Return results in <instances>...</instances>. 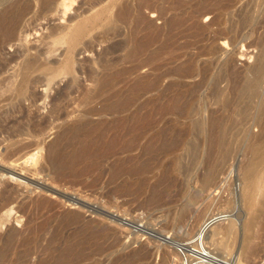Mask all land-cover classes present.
Instances as JSON below:
<instances>
[{
	"label": "bare ground",
	"instance_id": "6f19581e",
	"mask_svg": "<svg viewBox=\"0 0 264 264\" xmlns=\"http://www.w3.org/2000/svg\"><path fill=\"white\" fill-rule=\"evenodd\" d=\"M68 1L69 5L67 0H0V216L5 210L15 209L25 219L20 228L12 225L0 231V262L24 263L33 255L40 264H73L85 256L95 257L96 264L109 259L111 250L119 244L117 230L107 222L91 221L75 209L80 206L78 197H68L72 200L69 205H75L65 208L62 200L46 195L50 190V194L57 191L48 183L28 181L26 189L21 190L2 179L4 174H15L14 165H19L20 171L48 175L47 182L58 185L66 176L86 173L87 169L79 167V163L91 157V146L97 142L122 152L138 150L130 157L135 163H123L126 166L122 171H110V179H122L112 190L114 196L131 192L125 168L138 174L152 171V163H140L138 159L142 149L163 134H172L175 141L182 140L190 163H203V181L215 182L227 172L226 179L233 174L234 163H248L243 194L251 198L258 192L264 194V183L259 178L264 169L256 164L264 163V0H93L98 8L83 23L78 22L71 29L52 27L44 36L53 45L47 53L65 47L58 65L48 59L41 46L32 47L29 52L21 48V41L15 43L29 29L26 17L34 2L43 12L53 11L58 3L68 7L74 0ZM146 10L161 19L162 24L151 20ZM205 16L208 22H203ZM96 28L101 29L96 40L106 41L112 35L121 38L97 53L93 64L83 66L92 87L82 91L80 109L67 113L74 118L57 131L32 168L28 165L35 153L30 152L31 147L42 149L36 138L62 118L64 98H60L72 94L80 84L75 75L82 72L75 65L78 46L83 44L84 50H94L93 42L83 40ZM221 40L233 47L241 42L247 48L253 47V61L239 65L226 49L221 53ZM8 45L14 47L13 53L3 52ZM143 68L147 70L143 72ZM61 73L68 78L51 98L49 114H26L23 101L32 105L40 98L34 86L45 85L49 91ZM95 115L97 120L91 117ZM254 126L258 127L257 132H253ZM109 131H113L110 138L100 141ZM148 133H152L150 138L141 146L142 137ZM67 139L73 140L72 146L64 144ZM22 158L24 164L20 163ZM166 173L163 170L160 175ZM153 176L150 173L149 177ZM1 217L0 225L5 220ZM141 226L138 225L139 229ZM209 241L216 244L218 240ZM218 242L226 246L223 239ZM89 243L92 250L87 253L84 248ZM219 244L216 245L222 247ZM140 251L130 255L137 257ZM234 261L243 264L239 255Z\"/></svg>",
	"mask_w": 264,
	"mask_h": 264
},
{
	"label": "rangeland",
	"instance_id": "374dc122",
	"mask_svg": "<svg viewBox=\"0 0 264 264\" xmlns=\"http://www.w3.org/2000/svg\"><path fill=\"white\" fill-rule=\"evenodd\" d=\"M67 2V5H69L68 0ZM93 3V0H74L68 7H66L67 5L64 6L63 4L58 3L53 11L49 10L41 12L40 7L37 5L38 3L34 2L32 12L26 17V25H29V29L28 31L26 30L21 33L15 43L19 44L21 41V43L24 44L21 48L27 49L29 52L33 51L32 47L41 46V49L46 51L48 59L51 62H56L55 64L58 65L60 60L64 57L65 47L62 46L56 51L47 53V50H49V48L51 49L53 45L48 41L50 39H46L44 36L48 34L49 28L66 26L71 29L76 23H83L98 8V6L95 7ZM145 13L151 20H154L156 24H162V20L158 19L154 13L149 12L148 10H146ZM202 20L203 22H208L209 18L205 16ZM90 24L91 23H88V25ZM100 30V28L91 29L83 40V42H93L94 50H84L83 44L78 46L75 65L81 67L82 72H76L75 75L79 79L80 84L77 87L75 86L72 94H67L68 96L66 95L65 97L60 98V100L64 98L61 105L63 111L62 118L50 124L45 133L40 135V138H36L40 144L42 143L43 147L42 149H39L40 147H31L32 149L30 152H35V159L32 160L34 156L30 158L28 163L30 167H34L33 163H35L37 156H39V159L41 160L42 153H45L46 151V145L54 140L57 136V131L61 130L72 121L74 118L73 114L68 115L67 113L80 109L79 101L82 91L92 87V82L87 79L83 66L86 64L88 66L93 64L95 59H97V53L99 55L103 51V48L109 43L121 38L120 36L112 35L106 41L96 40L95 37L100 33ZM218 46L221 49L223 48L221 53L226 49V53L233 54L239 65L245 63V61L251 63L253 61V56L256 53V49L253 47L247 48L242 42L233 47L221 40L219 41ZM56 47L59 46L57 45ZM13 50L14 47L8 45L3 52L13 53ZM251 54L252 57H250ZM94 66L96 65L94 64ZM146 70L147 68L142 69L143 72ZM67 78L66 75L64 76V74L61 73L55 78L56 80L54 81L55 83L53 82V88L49 91L46 90L45 85H35L34 91L35 93H39L37 95L38 98H40L37 100V104L34 103L32 105L29 104L28 100L23 101V105L26 107V114H49L48 109L52 107L51 98L56 95V91L60 89V86L62 87V85L65 84ZM91 117L93 120L98 119V116L96 115ZM252 130L253 132H257L258 127L254 126ZM112 132L113 131L107 132L104 138L100 141L108 140ZM151 134L152 133H148L142 137L140 141L141 146H144ZM64 144L66 146L68 145L67 147H70L73 145V140L67 139ZM150 146L142 149L144 153L142 152V156L138 160L141 161L140 163H152V171L138 174L125 168L126 176L128 177L127 180L132 184V189L131 192H125L126 194L120 193L119 195H115L116 197L112 195V190L117 189L119 186L118 184L122 182V179H110V174L112 173L110 171H116L115 169L122 171L121 168L123 169L126 166L125 164L123 165V163H135L136 161L132 159L130 160V157L136 154L138 150L133 152H122L118 148L107 149L101 146L100 142L94 143V145L91 146L93 151H91V157L88 160L83 161V163H79V167L87 169L86 173L77 176H66L61 179L58 185H53L49 181L47 182L46 178H48V175L35 176L34 174L20 171L21 169L19 165H14V171L17 175L7 173L2 176V179L21 190L24 188L26 189L28 181L31 182L34 180V183H48V186L52 185L53 189L57 190L53 194H50L51 190L48 191L46 193L48 197H51L52 199L54 197V200L59 199L58 201L62 200L61 203L64 204L65 208H74L75 204L69 205V202H72L69 198L73 196L78 197L81 202L78 204L80 206H75V209L78 208V210L83 212L85 217L89 220L91 219V221L107 222L106 224H110L111 227H114L117 230V236H119L120 242H117L119 244H116L111 250L109 259L102 264H124L127 261L129 262L128 264H183V259L181 258L182 254L178 251L179 248H177V246L189 239L202 240L203 243L207 241L205 244H208L210 242L209 238L210 240H213V242L216 240L221 241L223 239V242L226 243V246L224 244L223 246L222 244H219L218 241H216L217 243L215 242L217 245H222V247H218L216 244H212V242H210L211 244L209 243V246H211V248L213 247L212 251L216 254L218 253L221 258H230L237 261V256L239 255L243 264H264V194L258 192L252 198L250 195L245 196L243 194L246 166L248 163H234L233 174H229L226 179L224 178L227 172L222 175L224 178H218L215 182H205L203 181V175H205L206 170L204 169L203 163H190L182 140H180V142L175 141V137L173 138L172 134H163L160 135L159 139L153 142ZM20 163L24 164L23 158L20 160ZM256 164L260 170L264 169V163ZM112 168L114 170H112ZM230 168L232 167L230 166ZM163 170L167 172L165 174L166 176L160 175V172ZM150 173L154 174V176L149 177ZM18 174L25 177H20ZM162 177L163 179L158 180V178ZM259 178L264 183L263 172L260 173ZM141 179H143V181ZM156 185L158 186L157 188ZM66 198H68L67 200L69 201H67ZM250 205H254V207L252 208ZM6 211L7 210L2 212L3 215L1 214L3 217L0 216L3 220L5 218L3 221L4 223L2 222L0 225V231L5 230L7 226L12 225H15V227L18 228L22 227L25 222L24 217H22L15 209H13L12 212L11 210ZM202 212L203 214L201 215L200 213ZM206 215L207 217H205ZM197 217L198 220H196ZM217 219L219 222H215ZM230 220L235 221V223ZM217 222L220 226L222 224L221 228H219L220 226L217 225ZM227 222H231L230 225H228ZM214 223L218 228L216 226H211ZM139 224L143 225L140 229L138 227ZM204 224L207 225L204 226ZM223 225H225V227ZM231 225L234 226L231 228ZM194 226L195 228L197 227V229L194 230ZM210 226L215 232L210 229ZM227 226L229 228H227ZM214 228H217L218 231ZM217 232H220L221 234ZM211 235L214 236L213 239H211L213 237H211ZM217 236L222 239L219 240V238H217L215 240V237ZM213 245L217 247H215L217 250ZM85 246V252L88 253L92 250L90 243ZM134 250H141L140 255H142V257L140 255L132 257L130 253H134ZM147 250L148 253L146 252ZM142 252L145 253L144 256ZM146 255L147 257H145ZM33 257L35 256L33 255ZM33 257L28 262L23 260L24 263L22 260H12L7 263L1 261L0 264H40L37 263V260ZM175 259H177V261ZM94 260L95 257L93 256H85L73 264H96ZM44 264L53 263L46 262Z\"/></svg>",
	"mask_w": 264,
	"mask_h": 264
},
{
	"label": "built area",
	"instance_id": "2783aa9c",
	"mask_svg": "<svg viewBox=\"0 0 264 264\" xmlns=\"http://www.w3.org/2000/svg\"><path fill=\"white\" fill-rule=\"evenodd\" d=\"M183 264H236L234 259H224L212 251L202 240L189 239L179 244Z\"/></svg>",
	"mask_w": 264,
	"mask_h": 264
}]
</instances>
